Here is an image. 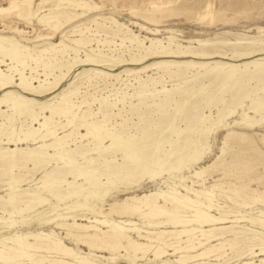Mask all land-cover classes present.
<instances>
[{"label":"rangeland","instance_id":"374dc122","mask_svg":"<svg viewBox=\"0 0 264 264\" xmlns=\"http://www.w3.org/2000/svg\"><path fill=\"white\" fill-rule=\"evenodd\" d=\"M84 1L96 7L82 8L60 0H34L28 19L19 18V10H14L9 18L0 15V34L13 35L30 49L37 48L24 52L27 63L34 67H27L26 74L37 77L35 85H39L40 79L44 86L24 95L51 103L73 90L66 97L75 104L72 110L76 118L102 125L103 132L109 135L97 144L92 135L82 137L86 129L80 128L63 139L65 149L72 155L70 158L80 168L92 169L94 172L89 176L99 178L93 185L99 192L87 199L83 196L87 190L66 199L57 198L59 184L67 192L78 190L77 185L85 182L86 177L78 176L76 171V180L73 174L67 175L73 186L68 182L44 186L43 180H49L47 173L64 165L59 156H54L55 159L47 156L54 152L53 147L44 150L47 158L28 159L14 167L8 165L4 154L8 147H15L13 142H7L8 137L24 139L26 129L33 123L38 125L32 122L29 109L39 112L40 117L44 113L49 115L50 110L31 106L20 114L12 109L10 102L3 101L0 138L7 143L0 144L3 148L0 176L4 175L0 177L3 197L0 236L17 231L55 233L67 245L89 253L87 245L68 236L65 228L56 226L57 222L90 224L89 219L107 213L112 203L159 189L196 198L210 205L214 213L256 215L264 211V0ZM11 2L0 0V7ZM49 12L58 15L62 22L56 30L40 21L41 15ZM55 23V19L50 22ZM60 41L69 46L63 48ZM87 55L96 61H85ZM260 62L263 65H255ZM69 63L73 64L68 69L65 65ZM55 77H60L57 83L47 84ZM4 93L0 89V97ZM54 119L61 120L56 123L60 136L74 129V126L62 127L66 122L64 117ZM112 138L125 147L107 148ZM40 143L25 139L18 146L37 147ZM126 148L134 151L140 160L153 162L162 173L151 178V170L147 172L146 168L127 160ZM117 173L123 177L119 178ZM13 174L21 180L15 187L20 210L26 207V201L32 200L28 192L38 193L44 201L17 213L4 212L8 205L3 206L2 202L9 197V178ZM184 185L210 191L214 201L188 193ZM159 202L170 206L163 199ZM113 218L156 232L183 228L171 222L148 226L150 222L166 221V217L122 213ZM50 219L55 220L47 222ZM236 223L243 232L229 231L224 238L206 243L229 239L222 248L206 256H200L203 247L184 252L188 255L185 264H242L243 246L256 235L264 240V228L247 219ZM244 224L248 225L247 230ZM126 234L134 240L146 241L137 233ZM159 236L174 244L178 240L176 233ZM195 237L193 240L198 243L202 235L196 232ZM185 238L184 235L180 238L182 246L187 244ZM166 249L171 255L165 258L174 260L179 256L173 254V249ZM92 252L110 255L105 250ZM38 253L51 255L49 259L65 258L59 253ZM253 260L258 263L259 257Z\"/></svg>","mask_w":264,"mask_h":264},{"label":"bare ground","instance_id":"6f19581e","mask_svg":"<svg viewBox=\"0 0 264 264\" xmlns=\"http://www.w3.org/2000/svg\"><path fill=\"white\" fill-rule=\"evenodd\" d=\"M33 1L34 0H12L9 6L0 7V15L9 18V16H11L14 10H19L17 16L19 18L28 19L30 15L29 9H31ZM60 1L62 3H69L70 5H75L77 7L82 8L92 9L96 7L92 6L84 0ZM53 19H55L56 23L50 24ZM40 21L48 23L49 25H51V27H54L53 29L55 30L62 25L59 16L52 12L44 13L43 15H41ZM80 40L81 39H75L74 41L80 42ZM60 44L63 46V48L69 46L64 41H60ZM26 51H29L30 53V51H37V48L33 47V49H30L28 45L22 44L13 35L0 34V89L5 91L4 95L0 97V104L3 101L10 102V104H12V109H14L16 112H19L20 114H22L25 110H28L31 106H39L42 111L45 109H49L50 114L48 115L44 113L43 117H40L42 115H40L39 112H36L34 109H29V114L33 118L32 122H35L38 125H33L34 123L32 124V126L30 125V127H28L24 132V139H9L10 137H8L7 142H13L15 147H8L6 149L7 152L4 151L7 154H4L6 156V160L8 161L7 164L10 166L12 165L14 167V165L19 164V162L28 159H34V161L35 159L40 160L48 154V151L46 152V155L43 154L44 150L48 147H53L54 152L48 154L47 156H59L57 158H61L62 160H64V165L56 166L52 171L47 173V177H49V180H43L44 186H47L48 183H50L51 186H54L55 182H68L69 184H72V181L69 182L67 180V175L73 174L74 179L76 180L77 175L74 174V172L76 171V174L78 173V176L84 175L86 177L85 182L77 185L76 188L78 190H68L67 192H65V190L62 189L59 184V189L58 192L55 193V196L60 199H66L71 196H76L84 190H87V193L83 194L85 199L89 198L92 194L95 196L98 194L99 191L96 190L95 186L93 185L96 184V181H98L97 179L99 178L95 179V177L89 176L90 174L92 175L94 172L92 169L84 170L83 168L79 167L80 165L78 166L79 163L77 164L74 158H70L72 155H70L65 149L63 139L65 138V136H70L74 130L80 128L82 130L86 129L85 133H80L82 137H90V135H92L95 143L97 144L100 140H102V138H107L109 135L103 132L104 130H102V125H97L94 121H89L87 119L78 120L76 118V114L72 110L73 108H75V104L68 100L66 97L67 95L70 96L71 94H73V90L68 91L64 96H62L61 99L51 103H42L34 98H28L26 95H24L30 90L44 86V83H42V80H40L39 78V85H35V79L37 77H28V75L26 74V68L29 66L31 67V65L28 64L26 61L27 55L24 53ZM7 60H10V62H8ZM85 61H96V59L92 58V56L90 55H87ZM72 64L73 63H69L65 66H67L66 68L69 69ZM258 64L263 65L261 62L255 63V65ZM2 66H6V68L3 69ZM19 66H21L22 68H20ZM31 68L33 69L34 67ZM59 79L60 77H55L54 81L48 80L47 84L53 85V83H57ZM44 80H47V78ZM55 116L60 117V119L62 117L65 118L66 122L62 124L63 128H66L68 126H74V129L64 134L63 136H60L58 134V128L56 123L60 122L61 120H55ZM48 138H51L52 141L47 142L46 140ZM25 139H33L41 143L37 147L19 148V142ZM2 140L4 139L0 138V144L7 143ZM114 141L115 140H113L112 138V142L109 146H107V148L112 147L113 145H116L118 148L125 147L124 143H117ZM126 149V157L128 158L127 160H131L132 162H134L133 164H138V166L146 168L145 171L147 172H150L151 170V178H156L157 175L162 173L160 172L161 170H159V167L156 166L153 162H146L142 159L140 160L139 157L135 155L134 151H131L128 148ZM2 150L3 148H0V151ZM18 152H20L21 155H18ZM1 154L3 155V153ZM41 154H43V156H41ZM55 158L56 157H54V159ZM67 158L69 159L66 160ZM127 160H124V162ZM46 161L48 162L49 160ZM70 166L75 170H72V168L68 169ZM124 168L130 169L131 166H124ZM66 169L67 171H64ZM120 171L121 170H119L118 173ZM118 173L117 176L119 178H122L123 176H119ZM14 174L9 178V184L11 186V191L8 193L9 197L6 200H3L4 202H2L3 206L8 205V208L4 209V212L7 211L8 213H17L19 211L35 208L36 205L41 204L44 201V198L42 196H40L38 193L28 192L27 194L28 196H31L32 200L29 201V203L28 201H26L27 203L24 209H19L16 197V189L18 188L15 187L19 186L18 184L21 180L15 177ZM73 185L74 184H72V186ZM184 189L188 193L194 194L197 197H203L209 200L210 202L214 201L213 194L208 190L195 189L189 185H184ZM1 198L3 197L0 196V200H2ZM159 199H163L166 203H170V206L161 204L159 202ZM122 213H137L141 217L144 216L146 218L166 217V221L162 220L159 222H150L148 226L165 225L167 222H171L174 226H182L183 228L177 230L163 229L161 232H156L153 230L150 231L129 221L120 223L113 218V215H119ZM243 219L250 220L254 224L258 223L264 228V211L262 210L259 214L256 215L250 213L242 215H231L230 213H214L210 205H206L205 203L196 198L190 197L188 195H179L178 193L172 190L164 191L162 189H159L158 191L146 193L142 196H131L127 197L121 202L112 203L107 213L102 212L100 217H94L93 219H89L90 224L78 221H73L70 223L57 222L56 226L63 227V229L65 228L66 234L68 236L73 237L80 243L87 245L90 251L89 253H85L82 250H76L73 247L67 245L61 238H58L55 233H47L43 231L36 233L31 231H17L12 235L0 236V264H173L174 262L178 264H185L188 259V255L184 252H190L194 249L196 250L203 247L204 249L200 253V256L203 257L211 251L222 248L225 245V242L229 241V239H225V242L221 241L216 244L213 243L211 245H208L206 243L216 240L215 238H224V235L229 231L239 233V231L241 230L237 228L236 222H239ZM53 220L50 219L47 222H51ZM243 228L247 230L249 227L248 225L244 224ZM126 232L137 233L139 237L146 241L134 240L131 236L126 234ZM196 232H200V235H202V238L198 239V243L194 242L193 240V238H196ZM160 233H176L178 235L177 243L174 244L175 242L173 241L168 242V240L163 239V235L159 236ZM154 234H157V236H154ZM183 235L187 236V239L185 238L187 243L185 246H182V244H180V242L182 241V239L180 238ZM253 237L255 238L251 242H249L248 244L246 243L243 246L244 262L242 264H264V240L257 235ZM32 239L34 241H31ZM201 239H204L205 241H200ZM166 248L173 249V254L179 253V256H177L174 260H171L170 258H165L167 255H171L168 254L169 251ZM94 250H105L108 251L110 255H97L96 253L92 252ZM38 252L59 253L65 256L66 259H49L48 257H51V255L47 256ZM254 257H259L258 263H256V260H253ZM193 258L194 257H192V259ZM70 259H73L74 261H71ZM192 264L210 263L202 262Z\"/></svg>","mask_w":264,"mask_h":264}]
</instances>
